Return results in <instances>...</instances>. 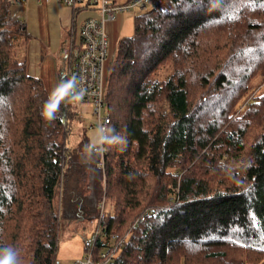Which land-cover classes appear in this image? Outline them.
<instances>
[{
    "label": "trees",
    "instance_id": "16d2710c",
    "mask_svg": "<svg viewBox=\"0 0 264 264\" xmlns=\"http://www.w3.org/2000/svg\"><path fill=\"white\" fill-rule=\"evenodd\" d=\"M27 37L0 0V248L53 264L61 221L96 220L103 200L95 260L116 234L110 264H264V91L245 101L264 78V0H149L104 83L127 143L87 164L78 105L41 117L49 94L16 55Z\"/></svg>",
    "mask_w": 264,
    "mask_h": 264
},
{
    "label": "crops",
    "instance_id": "0c3cea01",
    "mask_svg": "<svg viewBox=\"0 0 264 264\" xmlns=\"http://www.w3.org/2000/svg\"><path fill=\"white\" fill-rule=\"evenodd\" d=\"M124 1L115 0V3ZM97 7V4H80L73 10L58 0H11V12L24 24L28 36L18 44L16 55L24 61L30 76L42 80L48 94L60 81L73 77L71 49L81 47L80 25L88 17H99ZM123 16L128 19L131 14L116 12L104 21L107 36V55L102 68L104 81L117 43L123 37L120 32Z\"/></svg>",
    "mask_w": 264,
    "mask_h": 264
},
{
    "label": "built area",
    "instance_id": "2783aa9c",
    "mask_svg": "<svg viewBox=\"0 0 264 264\" xmlns=\"http://www.w3.org/2000/svg\"><path fill=\"white\" fill-rule=\"evenodd\" d=\"M24 1V0H14ZM71 9L78 5L97 4L99 17H88L84 19L79 28L81 47L71 49V60L74 63L73 77H76L80 86L86 89L83 102L90 105L89 112L84 114L92 118V125L97 129L99 126L107 128L110 121L109 113L104 102V79L103 62L107 55V36L104 29V21L114 13L130 9L145 10L149 0H125L115 3V0H58ZM83 112L79 111V116ZM83 117V116H82ZM102 156V155H100ZM106 205L102 200L99 205V215L95 221L93 230L89 234H82L80 239L84 246V254L76 259L75 264H110L121 245L122 239L112 234L105 242L104 247L97 253L94 259V246L97 238L102 236L101 220L105 215ZM142 219V217H141Z\"/></svg>",
    "mask_w": 264,
    "mask_h": 264
},
{
    "label": "rangeland",
    "instance_id": "374dc122",
    "mask_svg": "<svg viewBox=\"0 0 264 264\" xmlns=\"http://www.w3.org/2000/svg\"><path fill=\"white\" fill-rule=\"evenodd\" d=\"M139 10L138 9H130V10H124V11H119L118 13H130L131 17L128 19L125 18V16L122 17L121 20V33L123 34L122 36H128L132 33L133 31V14L137 13ZM130 23V24H129ZM22 39L19 40L18 44L21 45ZM117 48V46H116ZM116 56V49L115 53L113 56V60L111 62V65L114 61V58ZM169 68V63L165 64L163 67L159 69V72L165 71L167 72ZM110 70V68H109ZM108 75V74H107ZM107 78V76H106ZM106 80V79H105ZM105 83V81H104ZM251 85V91L249 92L248 97L245 99H252L255 95L261 94L264 91V78L262 76H257L255 77ZM47 91V90H46ZM48 93V92H47ZM245 103V102H244ZM63 113H62V118L63 121L66 122V112L64 110L66 109V104H63ZM90 110V105L89 104H79L76 107V116L79 117V111L83 112L82 116L84 117V114L89 112ZM237 112H243V110H239ZM81 116V117H82ZM82 117V118H83ZM80 118V117H79ZM85 124H89L87 133L90 137V139H93V136L95 134L96 128L92 125L93 120L89 115L85 116L84 118ZM79 127L80 124H73V130L70 132V137L72 139H77V135L79 134ZM75 141V140H74ZM94 219L90 220H84V221H72V220H62L61 221V227L60 231L58 234V241H57V249H56V254H55V259L53 264H75L76 259L80 258L84 254V246L82 243V240L80 239V236L82 234H89L95 225Z\"/></svg>",
    "mask_w": 264,
    "mask_h": 264
},
{
    "label": "clouds",
    "instance_id": "9594fccd",
    "mask_svg": "<svg viewBox=\"0 0 264 264\" xmlns=\"http://www.w3.org/2000/svg\"><path fill=\"white\" fill-rule=\"evenodd\" d=\"M86 89L80 86L76 77L60 81L50 92L41 109V117L47 122L57 119L61 106L67 103L79 105L84 100ZM125 137L117 134L114 129L99 126L92 141L84 146V163H88L94 156L102 155L106 150L126 145ZM0 264H21L17 249L11 246L0 248Z\"/></svg>",
    "mask_w": 264,
    "mask_h": 264
}]
</instances>
